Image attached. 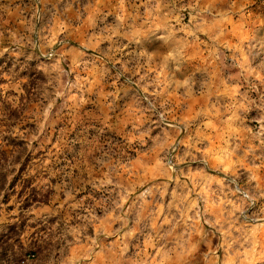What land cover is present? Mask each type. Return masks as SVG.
<instances>
[{
    "label": "rangeland",
    "instance_id": "374dc122",
    "mask_svg": "<svg viewBox=\"0 0 264 264\" xmlns=\"http://www.w3.org/2000/svg\"><path fill=\"white\" fill-rule=\"evenodd\" d=\"M0 264H264V0H0Z\"/></svg>",
    "mask_w": 264,
    "mask_h": 264
},
{
    "label": "trees",
    "instance_id": "16d2710c",
    "mask_svg": "<svg viewBox=\"0 0 264 264\" xmlns=\"http://www.w3.org/2000/svg\"><path fill=\"white\" fill-rule=\"evenodd\" d=\"M20 98H21V100H24L25 98L27 99V95L20 96ZM32 190H34V189H32ZM32 198H33L32 200H38L40 202L44 201V200H41V199H36V197H32ZM10 226H11V228H14V227H16V224H11Z\"/></svg>",
    "mask_w": 264,
    "mask_h": 264
}]
</instances>
